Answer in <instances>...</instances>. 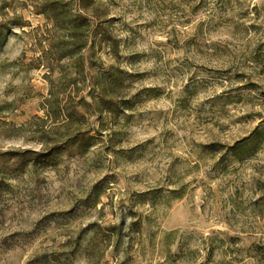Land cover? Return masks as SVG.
<instances>
[{
    "label": "rangeland",
    "instance_id": "rangeland-1",
    "mask_svg": "<svg viewBox=\"0 0 264 264\" xmlns=\"http://www.w3.org/2000/svg\"><path fill=\"white\" fill-rule=\"evenodd\" d=\"M44 1L0 0V264H264V0H92L85 85ZM110 65L126 108L68 132Z\"/></svg>",
    "mask_w": 264,
    "mask_h": 264
},
{
    "label": "trees",
    "instance_id": "trees-1",
    "mask_svg": "<svg viewBox=\"0 0 264 264\" xmlns=\"http://www.w3.org/2000/svg\"><path fill=\"white\" fill-rule=\"evenodd\" d=\"M92 0H79V4L73 9L69 2L62 0H45L42 2L40 15L45 16V19L49 20L53 29H57L60 33L64 34L59 45L64 50L60 54V58H67L71 60L78 56L76 63L72 65L74 68V74L82 78L80 83L86 84L85 79V51H102L104 48L109 50L110 53L118 55V41L113 38L107 32V21H97L95 24L92 22V12L89 8L90 4H93ZM3 7H0V13L2 14ZM14 25L24 26L18 22H14ZM12 25V24H10ZM10 25L7 22L0 21V47L6 41L9 34ZM52 46H50L51 48ZM93 84L87 94L78 100L76 106H64L62 109L59 106H55L58 112L61 113L64 118V124L68 132L72 127L77 125L74 122L75 119L84 121L85 117L92 115L87 109L92 107L99 113V118L102 116L116 117L126 106L120 102L121 97L115 99L111 96L112 93L118 92L125 84V73L117 68L115 65H110L106 68L101 67L94 73L92 78ZM70 83L72 87H77L78 82L76 80L70 81L66 84L69 87ZM79 91V89L77 90ZM52 95V93H51ZM54 97V96H53ZM86 98L90 99V103L86 102ZM49 109L53 108V104L49 103ZM52 111V113H57ZM48 116V110H46ZM55 116V115H54ZM80 125V124H79ZM100 132H98V135ZM89 136L86 132H78L77 136L69 137L66 141L67 149L75 147V151L78 154L86 151L88 145ZM57 151V150H54ZM36 156H29V161L33 160Z\"/></svg>",
    "mask_w": 264,
    "mask_h": 264
}]
</instances>
